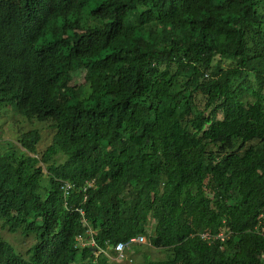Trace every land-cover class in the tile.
I'll return each instance as SVG.
<instances>
[{
  "label": "trees",
  "instance_id": "obj_1",
  "mask_svg": "<svg viewBox=\"0 0 264 264\" xmlns=\"http://www.w3.org/2000/svg\"><path fill=\"white\" fill-rule=\"evenodd\" d=\"M8 106L53 135L0 148V264H264V0H0Z\"/></svg>",
  "mask_w": 264,
  "mask_h": 264
},
{
  "label": "rangeland",
  "instance_id": "obj_2",
  "mask_svg": "<svg viewBox=\"0 0 264 264\" xmlns=\"http://www.w3.org/2000/svg\"><path fill=\"white\" fill-rule=\"evenodd\" d=\"M228 63H229L228 60H224L222 64H223V66H226ZM180 89H181L180 83H177L176 86L172 89V91L176 92V91H179ZM5 105L6 104H4L3 106H5ZM12 112H14V109H13V107L9 106L7 109L1 111L0 119L4 118L5 116H7L8 114H10ZM18 117L20 118V120H19V123L17 124V120H18L17 118ZM10 120H11V118L7 119L6 122H4V121L0 122L1 129L4 128L0 132V148L2 150L10 148L11 147V146H9L10 143L18 145V140H17L18 137L21 136L23 134V132H27L28 130H31L32 129L31 127L39 129L38 130L39 136H38V140L36 142V149L40 155L51 144L53 130L48 125L38 126L36 124V122H37L36 120H35L36 122L28 124L25 122V118L21 117L18 114V112L14 116L13 124L6 125V123ZM38 123H40V122H38ZM41 124H43V123H41ZM59 159H60V157L57 158V160H59ZM40 164L44 167L42 170L47 171L46 162H42ZM152 222L153 221H151V223ZM1 233L4 237L8 238L12 242L15 241L14 236L5 233L4 229H1ZM19 238L20 237L17 236V239H19ZM31 239H32L31 237L27 238L28 246L31 243ZM144 242H145V238H144ZM169 256H170L169 251H167L166 249H163V248H160V249L154 248L150 245L149 240H147L146 243H144V244H136V245H133L130 248L126 249L124 251L123 257L121 259H119V256H117V257L113 256L111 258L115 262H118V264H145L146 258L151 259V260H164V259H167Z\"/></svg>",
  "mask_w": 264,
  "mask_h": 264
},
{
  "label": "clouds",
  "instance_id": "obj_3",
  "mask_svg": "<svg viewBox=\"0 0 264 264\" xmlns=\"http://www.w3.org/2000/svg\"><path fill=\"white\" fill-rule=\"evenodd\" d=\"M9 107V106H8ZM6 109V108H5ZM5 109H2V110H0V117H1V111H3V110H5ZM13 109H14V107H13ZM16 115V112L14 113V112H12V113H10V114H8L7 116H5L4 118H1L0 119V122L1 121H4V122H6L7 121V119H9V118H11V120L10 121H8L7 123H6V125H8V124H13V122H14V116ZM2 129H4V128H2ZM2 129H1V127H0V132L2 131ZM23 133H25V132H23ZM19 137H21V136H19ZM13 144V143H12ZM11 144V145H12ZM11 145H9V146H11ZM17 145V144H16ZM18 147H20L21 149H23V147L20 145V143L18 142V145H17ZM9 148H7V149H5V151H7ZM33 155V154H32ZM36 156H38V154H36ZM39 157H40V155H39ZM38 157V158H39ZM43 161L42 160H39V166H41L42 167V169H43V166L40 164V163H42ZM60 188H61V191H62V193H63V197L65 198L66 197V195L71 191V189L73 188V184L71 183V182H68V181H64L62 184H61V186H60ZM2 222L0 223V236L1 237H4L3 235H2V233H1V229H4V232L5 233H7V234H9L10 235V233L8 232V230H7V228L6 227H4V228H2L1 226H2ZM93 234H94V231L92 230V229H89L88 230V234H87V236L85 235V237H81V236H78V237H76V243H75V247L76 248H80V247H83V246H86V245H88V246H90L91 248H92V250L95 252V254L97 255V254H99L101 251H104L102 248H98L96 245H95V241H94V238H93ZM226 235V234H225ZM137 236H142L143 237V241L142 242H134V243H128L129 242V240H130V238H132V237H137ZM210 236H212V235H210ZM132 237H130L127 241H119V242H122V243H124V244H126L121 250H116L115 249V246H114V248H113V250L115 251V254H117L116 255V257L117 256H119V259H121L122 257H123V253H124V251L126 250V249H128V248H130L131 246H133V245H136V244H144V243H146V241L148 240V238L146 237V236H144V235H136V236H132ZM144 238H145V242H144ZM144 242V243H143ZM118 243V242H117ZM116 243V244H117ZM115 244V245H116ZM151 245V244H150ZM152 246V245H151ZM160 249V248H159Z\"/></svg>",
  "mask_w": 264,
  "mask_h": 264
},
{
  "label": "built area",
  "instance_id": "obj_4",
  "mask_svg": "<svg viewBox=\"0 0 264 264\" xmlns=\"http://www.w3.org/2000/svg\"><path fill=\"white\" fill-rule=\"evenodd\" d=\"M225 234L223 232H218L217 234L215 235H208V234H201V237L203 239H206V240H210L211 238H218V239H221L223 240L225 238ZM143 241V237L142 236H137V237H132L130 238L129 242L128 243H134V242H142ZM126 244L122 243V242H118L116 245H115V249L116 250H121Z\"/></svg>",
  "mask_w": 264,
  "mask_h": 264
}]
</instances>
